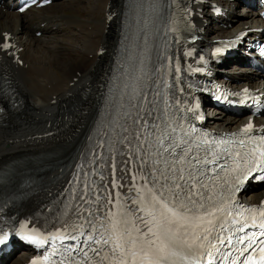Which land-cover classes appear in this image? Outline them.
I'll return each instance as SVG.
<instances>
[{"label":"bare ground","instance_id":"bare-ground-1","mask_svg":"<svg viewBox=\"0 0 264 264\" xmlns=\"http://www.w3.org/2000/svg\"><path fill=\"white\" fill-rule=\"evenodd\" d=\"M13 1L0 2V30L16 31L18 29L17 14L2 11L3 7H9ZM59 1L61 0H53V4L57 6ZM63 1L61 4L63 10L58 12L65 16V20L60 24L59 30L46 33L39 38L32 37L24 40L26 48L22 55L28 65L17 73L18 88L23 98L22 107L19 114L9 113L3 118V122H0V162L17 153L45 157V154L49 152L52 159L64 156L74 141L81 136L82 121L92 115V109H94L92 98H84L81 90L82 87L85 89L89 82H99V80H86L97 79L101 67L109 61L107 54L100 57L97 51L100 44L112 46L117 24L115 19L106 23L104 11L107 0H93V5L90 4L83 17H80L79 13L80 10H85L82 7L84 0ZM99 12H102V17L98 16ZM45 18L57 21L54 15ZM232 21L233 26L229 30L211 26H205V30L208 34L227 35L239 29L244 23L257 24L258 19L255 13L244 11L241 14H233ZM75 28L78 29L77 32ZM76 42H80V46L74 45ZM77 47H79V53H77ZM71 51L75 52L73 56L75 59L69 57L71 53H66ZM64 53L66 54L62 56ZM67 59L75 63L69 65L66 63ZM50 61L55 62L56 66L64 63L67 65L62 70L63 67L54 68L46 65ZM53 62L51 64L55 66ZM244 70V68L231 69L228 73L241 79L245 75ZM75 77L78 78L71 83ZM68 107H71L73 112H67ZM60 110L63 112L58 118ZM260 122H264V117L260 119ZM211 123L215 126L231 127L237 121L233 117L217 116ZM77 128L79 132L76 131ZM50 130H58V132L49 137L27 138L35 132ZM49 176L50 174H46L45 178ZM23 200L24 203L31 202L29 197ZM26 250L27 248L16 255V264H22L26 260L28 255ZM0 264H7V262L3 260Z\"/></svg>","mask_w":264,"mask_h":264},{"label":"snow or ice","instance_id":"snow-or-ice-1","mask_svg":"<svg viewBox=\"0 0 264 264\" xmlns=\"http://www.w3.org/2000/svg\"><path fill=\"white\" fill-rule=\"evenodd\" d=\"M252 127L253 126L249 124L243 131L245 133L251 132ZM261 155H264V153H261ZM176 159L178 160L179 157ZM122 163H127V161H123ZM169 170L176 172V180L171 181L173 188H181V185L177 181L185 179L183 170H174L171 168ZM188 177L192 180L196 179L191 169L188 170ZM149 178L151 179V173H149ZM165 180L166 182L170 181V177L166 176ZM156 182V180H152V183ZM185 186L188 189L187 191L172 192L171 194L174 200L179 202L177 204H172L171 201L165 200V193L163 191L156 193V196L159 197L156 204H159V207L154 211H148V216L151 217L148 221V224L151 226L145 229L146 234L150 233L148 238L144 239L143 236H141L139 239L130 240L126 244L118 245V247L130 252L133 257L139 256V264H175V257L180 256L181 259H184L188 256L195 255L199 249L203 248V244L196 245L182 238L180 232L177 231L174 226L180 221L195 224L198 221L204 220H207L208 225L211 226L213 224L212 217L220 210V207L217 206L215 201H212L211 196L206 197L205 200H197L194 195L195 186L193 184H186ZM201 186L203 187V185ZM181 196H183V200H181ZM153 199H155V197ZM208 201H211V203H208ZM170 204L172 206H170ZM153 207H155V205H153ZM109 224H111V221H109ZM113 227H109L107 230L113 231ZM205 231H211V227L205 229ZM239 231H243V228H240ZM121 235H127V233L125 232ZM184 235H187V231L184 232ZM262 235H264V233H262ZM120 238L121 236H116V239ZM28 239L33 240V237H28ZM54 239H62V237L56 236ZM2 242L3 241L0 240V243ZM37 242L44 243L43 240ZM94 242H102L105 246L109 244V240L103 237ZM137 244H139L138 249L136 248ZM251 247L252 244L249 241L246 248ZM96 251L100 250L96 249ZM109 252L119 258L120 264H127L123 251L117 252L116 247H112L109 248ZM249 258L250 257L246 258V260Z\"/></svg>","mask_w":264,"mask_h":264},{"label":"rangeland","instance_id":"rangeland-1","mask_svg":"<svg viewBox=\"0 0 264 264\" xmlns=\"http://www.w3.org/2000/svg\"><path fill=\"white\" fill-rule=\"evenodd\" d=\"M68 1V0H67ZM60 2V3H59ZM58 3H57V6H59V8L61 9V11L63 10V7H61L62 5L61 4H63V0H61V1H59ZM93 5V0H84L83 1V3H82V7H84L85 8V10H80V13H79V16L80 17H83V16H85L86 15V11H87V9L91 6V5ZM67 12H72V10H67ZM101 16V12H99V17ZM75 40V39H74ZM78 41V40H77ZM80 41V40H79ZM80 44V42H76L74 45H78V46H80L79 45ZM61 47H63V46H61ZM64 49V48H63ZM66 53H70V52H66ZM66 53H64V54H66ZM77 53H79V47H77ZM70 55V54H69ZM63 56V55H62ZM62 56H60V58L62 57ZM73 56H75L74 55V52H71V56H69L71 59H75ZM70 58H68V59H70ZM68 59H67V62L66 63H68L69 65H71V64H73V63H75V62H70V61H68ZM64 61V60H63ZM53 62V61H52ZM51 61L50 62H47V65L48 66H52V63ZM42 63V62H41ZM55 64V63H54ZM66 65L67 64H63V65H57L58 67H63L62 68V70L63 69H65V67H66ZM70 68H68V70H69ZM66 71V70H65Z\"/></svg>","mask_w":264,"mask_h":264}]
</instances>
